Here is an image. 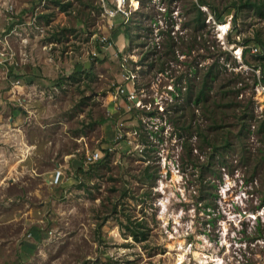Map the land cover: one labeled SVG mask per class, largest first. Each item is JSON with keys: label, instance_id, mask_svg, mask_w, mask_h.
Wrapping results in <instances>:
<instances>
[{"label": "rangeland", "instance_id": "rangeland-1", "mask_svg": "<svg viewBox=\"0 0 264 264\" xmlns=\"http://www.w3.org/2000/svg\"><path fill=\"white\" fill-rule=\"evenodd\" d=\"M53 1L0 0V264H264V164L241 161L239 147L264 152V54L251 53L254 38L264 43V14L243 7L264 13V0H206L202 32L198 0H126L128 20L107 17L115 0H60L66 11ZM212 9L231 23L223 41ZM202 38L219 53L211 95L224 113L210 133L220 150L201 174L211 149L196 127L211 122L186 100V82L195 92L192 71L216 61ZM78 66L86 72L74 79ZM226 136L231 149L220 148ZM130 222L145 224L146 241Z\"/></svg>", "mask_w": 264, "mask_h": 264}, {"label": "trees", "instance_id": "trees-1", "mask_svg": "<svg viewBox=\"0 0 264 264\" xmlns=\"http://www.w3.org/2000/svg\"><path fill=\"white\" fill-rule=\"evenodd\" d=\"M58 7H61V9L63 11L67 10L68 5H62L60 0H54L53 1ZM208 3L206 2V0H198L197 3L194 4V18H193V23L195 25V28L199 31L202 32L205 28H206V13L204 11H202L201 6H206ZM247 7V8H256L258 11V14L262 15L263 13V6L258 5L257 3H253V2H247L246 4L243 5V7ZM226 13V11L223 12H218L216 9H212V14L216 20L217 23H223L226 22L225 20H222L224 14ZM237 14V13H236ZM236 16V15H235ZM234 16V17H235ZM234 20L236 21L237 19L234 18ZM126 35L128 37H130L129 33H126ZM203 36V33H202ZM202 46L203 48H205L209 53V56H213L215 54V58L216 61L207 69L206 72L203 73H198L197 69L193 70V74L194 76L197 78H199V82H198V89L193 92L192 88H190V83L191 80L189 79L188 82H186V92L187 93V98L186 100L189 103L195 104L196 106H200L202 109V114L203 116L207 119V121L211 122V125H207L205 128H203L201 125H199L198 127H196V133L197 135L201 138V144L204 147H209L211 149V155L208 157V159L205 160V162L201 163L200 168H201V174L202 173H211L212 171V160L215 159L214 156V152H218L220 149H218V145H216L215 143V139L211 138L210 133L212 130H217L219 127H217V123L219 121H221L223 119L222 114L224 113L223 109H221V112L219 110V114L218 109H220L219 107L217 109H215L214 104L216 102V100L214 99V97H212L211 95V86L212 84L216 81L217 76L219 75L218 73V68H217V61H219V53L217 52L218 50L214 48V46H212V48L214 49H210L211 45L207 44V41L204 40V38H202ZM256 46L255 47H259L262 50H264V43L261 39L259 38H254L252 40ZM233 42V41H232ZM234 43V42H233ZM246 52V50H245ZM260 58H262L264 60V55H258ZM82 72H86L85 70H83L82 66H78V70L76 71V73H74L72 75V78H76L77 74H81ZM80 78V77H78ZM187 81V80H186ZM259 82H264V78L256 81V84L258 85ZM176 88V93L178 94H182V88L178 87L175 85ZM126 100V99H125ZM248 109L246 108L244 110V115L240 118V122H241V126L240 129L238 131V135H237V139L242 141L243 138L246 136V133H250V128L251 125H247V123L244 120H251L253 117H248L249 115L247 114ZM215 125V127H214ZM184 131L189 132V129L191 130L192 127L190 125H184L183 126ZM260 134H264V123L260 124V128L258 129ZM244 136V137H243ZM243 137V138H242ZM233 141L230 140V138L224 137L223 139V145H221V149H231L233 148ZM240 160L241 161H257L259 162V164L262 162L264 164V152L263 150L259 149L257 151L256 154H253L252 152H249V150L247 149L246 146H242L240 145ZM105 152L108 153L109 149H104ZM255 166L257 165L256 163H254ZM149 169L150 167H147L144 171V176L145 179L149 180L150 178H152V173H149ZM215 174V173H214ZM208 193V192H207ZM212 194V196L214 197V193H210V195ZM209 195V193H208ZM261 204L264 205V194L262 197V201ZM211 205V204H210ZM130 222V224H127L124 226V228L126 230L129 231V235L137 242H144L147 240V228L145 226V224L143 222H138L133 224ZM105 264H115L114 262H106Z\"/></svg>", "mask_w": 264, "mask_h": 264}, {"label": "built area", "instance_id": "built-area-1", "mask_svg": "<svg viewBox=\"0 0 264 264\" xmlns=\"http://www.w3.org/2000/svg\"><path fill=\"white\" fill-rule=\"evenodd\" d=\"M115 6L113 8H105L104 7V11L107 15L108 18L110 19H114L117 16H122L123 18H126V20L129 19L131 13L130 11L127 10V1L126 0H115ZM215 28H216V34L218 35V38L220 40L223 41V39L227 36H229V32L231 31V23L230 22H223V23H217L215 21ZM221 41V42H222ZM100 43L104 44V45H111L110 42V38L108 37H102L100 39ZM224 42H222L223 44ZM4 39L0 38V46H2L4 48ZM252 54H264V51L260 49L253 48L252 49ZM2 56H5V54L3 52L0 53ZM238 58H242L241 53L237 55ZM122 66V71H121V76L122 79L124 81H126L127 85H130L132 83H130L133 79H135L134 74L131 71H128L125 64L121 63ZM257 90L260 93L264 94V82H259L258 86H257ZM124 96L128 102H134V100L136 99L137 95L136 93L133 91V89H128L127 87H123V86H119L118 87V91H117V95L116 96ZM100 159V153L96 152V153H87L86 157H85V164L86 165H91L94 164L95 162H97ZM63 173L60 169L56 170L55 173L53 174V177L50 181L51 185L57 186L59 184H61V179H62Z\"/></svg>", "mask_w": 264, "mask_h": 264}, {"label": "bare ground", "instance_id": "bare-ground-1", "mask_svg": "<svg viewBox=\"0 0 264 264\" xmlns=\"http://www.w3.org/2000/svg\"><path fill=\"white\" fill-rule=\"evenodd\" d=\"M132 1H134V5H133V6H134L135 8H137V5H138V4L135 3V0H132Z\"/></svg>", "mask_w": 264, "mask_h": 264}]
</instances>
